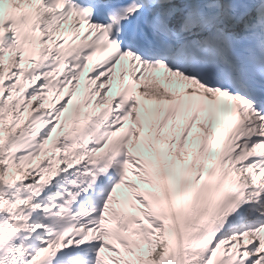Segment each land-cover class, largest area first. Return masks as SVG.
<instances>
[{"label": "snow or ice", "instance_id": "6c2138e0", "mask_svg": "<svg viewBox=\"0 0 264 264\" xmlns=\"http://www.w3.org/2000/svg\"><path fill=\"white\" fill-rule=\"evenodd\" d=\"M0 264H264V0H0Z\"/></svg>", "mask_w": 264, "mask_h": 264}]
</instances>
